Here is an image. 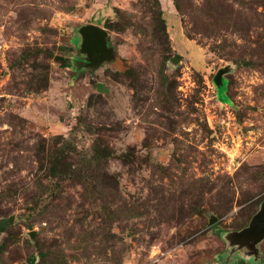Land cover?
Returning <instances> with one entry per match:
<instances>
[{"label": "rangeland", "instance_id": "1", "mask_svg": "<svg viewBox=\"0 0 264 264\" xmlns=\"http://www.w3.org/2000/svg\"><path fill=\"white\" fill-rule=\"evenodd\" d=\"M263 206L264 0H0V264H264Z\"/></svg>", "mask_w": 264, "mask_h": 264}, {"label": "water", "instance_id": "2", "mask_svg": "<svg viewBox=\"0 0 264 264\" xmlns=\"http://www.w3.org/2000/svg\"><path fill=\"white\" fill-rule=\"evenodd\" d=\"M81 37L80 49L88 58V64L94 62L98 64L103 60L110 58V49L106 45L105 32L95 26H84L79 30ZM223 71L220 70L214 77V83L218 87L222 85L221 75ZM13 219L0 220V228H4L12 223ZM229 243L231 244H248L249 249H254L255 245L264 237V206L257 213L255 218L251 221L245 229L230 234Z\"/></svg>", "mask_w": 264, "mask_h": 264}]
</instances>
